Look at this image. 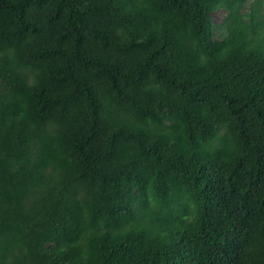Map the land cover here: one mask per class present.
<instances>
[{
	"label": "trees",
	"instance_id": "1",
	"mask_svg": "<svg viewBox=\"0 0 264 264\" xmlns=\"http://www.w3.org/2000/svg\"><path fill=\"white\" fill-rule=\"evenodd\" d=\"M0 264H264V0H0Z\"/></svg>",
	"mask_w": 264,
	"mask_h": 264
},
{
	"label": "rangeland",
	"instance_id": "2",
	"mask_svg": "<svg viewBox=\"0 0 264 264\" xmlns=\"http://www.w3.org/2000/svg\"><path fill=\"white\" fill-rule=\"evenodd\" d=\"M223 12L224 11H219L214 14V19L216 22H219L222 20Z\"/></svg>",
	"mask_w": 264,
	"mask_h": 264
}]
</instances>
